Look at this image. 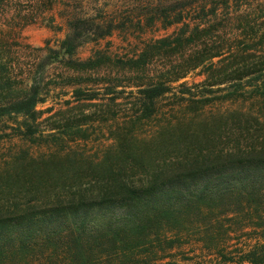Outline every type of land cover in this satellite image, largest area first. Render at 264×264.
Returning <instances> with one entry per match:
<instances>
[{"label": "trees", "instance_id": "trees-1", "mask_svg": "<svg viewBox=\"0 0 264 264\" xmlns=\"http://www.w3.org/2000/svg\"><path fill=\"white\" fill-rule=\"evenodd\" d=\"M38 4L49 9L52 0ZM263 20L264 0L194 1L168 23L182 25L176 33L113 62L136 75L155 56L186 52L182 72L162 70L127 86L134 90L129 114L112 121L100 154L16 148L2 156L0 264H264ZM235 22L232 46L222 49L220 35ZM66 26L57 49L45 47L40 77L54 62L76 73L109 62L98 52L80 61L75 52L108 37L111 25L85 16ZM195 69L200 83L174 94L168 109L159 106L171 84ZM34 81L8 89L0 118L15 123L22 141L57 145L59 126L37 133L45 95L42 79ZM73 94L77 102L84 96ZM72 123L60 127L83 132ZM150 123L145 136L137 134Z\"/></svg>", "mask_w": 264, "mask_h": 264}, {"label": "rangeland", "instance_id": "rangeland-1", "mask_svg": "<svg viewBox=\"0 0 264 264\" xmlns=\"http://www.w3.org/2000/svg\"><path fill=\"white\" fill-rule=\"evenodd\" d=\"M194 1L203 0H52L49 9L46 6L38 8V0H0V99H4L0 101H8V89L22 91L32 81L42 79L39 87L45 101L36 107L39 112L37 133L45 135L49 133L48 129L59 126L52 133L62 134V141L57 145L44 139L32 144L18 138L13 131L15 123L2 117L0 159L16 148L28 149L34 155L47 148L67 147L91 156L100 154L110 144L112 121L121 123L123 117L129 114L127 109L131 98H128V92L134 90L127 86L134 82L146 83L147 78L162 70L169 69L173 74L182 72L186 52L180 56H172L169 52L155 56L144 71L136 75L122 70L113 62L137 57L145 45L176 33L182 25L168 23L177 13L183 15ZM85 16L104 21L111 25L112 31L108 37L96 42L82 43L75 52V58L84 61L98 52L109 62L96 71L86 73L66 70L54 62L43 70L40 77L38 63L44 56L45 47L56 50L67 32L66 21L71 17ZM257 25L258 28L263 26L264 20ZM239 26L235 22L223 29L219 39L222 49L232 46L231 35L234 30L239 31ZM173 74H170L171 77ZM201 80L199 69L189 71L177 83L171 84L170 93L159 106L168 109L177 103L178 96L174 94L193 88ZM179 84L184 87H178ZM75 89L84 95L80 102L73 98ZM89 95H94L93 100H85ZM113 98L112 103L110 100ZM68 117H72L73 123L79 124L83 132L73 134L74 129L61 128L72 123L65 121ZM152 124L137 128V134L145 136Z\"/></svg>", "mask_w": 264, "mask_h": 264}]
</instances>
